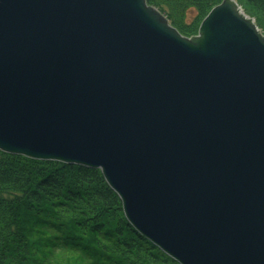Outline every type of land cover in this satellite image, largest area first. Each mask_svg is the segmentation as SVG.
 Here are the masks:
<instances>
[{
    "label": "water",
    "instance_id": "obj_1",
    "mask_svg": "<svg viewBox=\"0 0 264 264\" xmlns=\"http://www.w3.org/2000/svg\"><path fill=\"white\" fill-rule=\"evenodd\" d=\"M0 152L100 171L177 264H264V35L222 0H0Z\"/></svg>",
    "mask_w": 264,
    "mask_h": 264
},
{
    "label": "trees",
    "instance_id": "obj_2",
    "mask_svg": "<svg viewBox=\"0 0 264 264\" xmlns=\"http://www.w3.org/2000/svg\"><path fill=\"white\" fill-rule=\"evenodd\" d=\"M222 0H147L183 36ZM264 35V0H236ZM0 264H177L125 220L98 170L0 152Z\"/></svg>",
    "mask_w": 264,
    "mask_h": 264
}]
</instances>
